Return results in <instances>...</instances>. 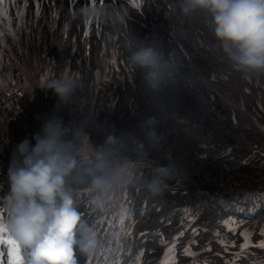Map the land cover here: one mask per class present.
<instances>
[{
	"label": "clouds",
	"instance_id": "clouds-1",
	"mask_svg": "<svg viewBox=\"0 0 264 264\" xmlns=\"http://www.w3.org/2000/svg\"><path fill=\"white\" fill-rule=\"evenodd\" d=\"M180 8L186 17H203L231 67L246 78L264 77V0H181ZM88 14L117 19L114 9H89ZM121 44L147 96V109L134 124L117 128L78 111L65 123L53 114L31 139L16 145L6 226L30 250L28 264H78V253L98 250V234L83 220L75 193L87 189L108 195L131 185L154 198L186 175L182 155H171L172 134L187 140L194 129L175 122L180 83L172 56L154 33L129 30ZM46 88L61 104L75 107L79 84L73 78L50 79ZM149 164L150 176L135 175Z\"/></svg>",
	"mask_w": 264,
	"mask_h": 264
},
{
	"label": "bare ground",
	"instance_id": "bare-ground-1",
	"mask_svg": "<svg viewBox=\"0 0 264 264\" xmlns=\"http://www.w3.org/2000/svg\"><path fill=\"white\" fill-rule=\"evenodd\" d=\"M97 1L105 0H81L83 5L89 3L96 8H103L108 11L113 9L117 13V19L113 21L108 17H100L96 20V23L91 25L95 27L96 32L100 33L95 37L90 36L92 30L89 31V36L84 38L82 36L83 24L85 19H80V14L75 13L73 19H71V26L69 24V18L72 17L71 4H67L66 0H63V6L65 9L58 7V2L55 0H27V5L31 12L36 10V5L39 2L40 9L43 10L44 14H40L38 18L30 14L29 16L23 15L18 20L16 16L18 11L24 8L25 0H11L8 1L12 8L11 15L13 19V31L17 32L19 39L9 40V45L12 50V55L22 56L26 59H30V54L34 56V69L40 73H44L45 69L50 68L52 59L55 57L56 44L62 45L61 51L72 48L76 42L80 45L77 48V56L75 58V79L79 84V92L84 94V99L93 97L100 99L99 95L102 92L114 93L118 89L129 90L125 97V100L121 99L119 102L116 101L118 108H107L105 109H92L87 107L82 109L79 107L80 103L77 100L75 107L71 105H62L61 116L63 120L68 122L74 111L78 112H90L93 113L96 118L100 121L107 122L114 125L117 128L126 127L134 124L140 116H142L147 109V96L143 91L140 83V77L138 72L128 64L126 54L122 47L121 41L123 34L129 30L140 32L143 34H156L160 36V31L168 29L170 34L174 37L172 44L178 42L184 46V50L189 51L190 55L199 61L196 66L191 67V62L188 60V56L177 51L174 48V63L178 68H185V73L182 74L180 83V94L178 99L175 101L177 109L175 112V122L181 127H189L194 129V135L185 139L182 135L173 132L172 144L175 151L171 155L179 153L183 157L184 167L186 168L185 176L192 177H178L169 182V187L165 192L174 189L172 192L163 193V195L156 198L160 199V203L165 204L166 208H160L157 210L159 214L162 210H166L164 216L157 220L163 225H169L171 227L174 223V209L172 205L176 203H183V201H191L198 199L201 191V206L204 208L203 212L207 213L213 207H218L219 197H223L226 194H230L231 189H242L248 188L253 189L264 186V168H247L245 170H225L218 164L212 165L204 161L200 156L202 153L201 148L196 147L195 143L202 139L201 134L204 132L203 128L198 127L199 125H192L181 119V114L192 113L197 116V120L200 121L205 119L208 122V128L215 129L217 132L227 131L225 137L238 141L240 148L236 151L238 157H243L246 152H249L251 145H254L259 141L258 137L250 132H244L247 137L236 136L231 133L229 128L232 122V110L230 107V101L233 102L245 101L250 106H254L253 98L251 99L245 95L239 88L242 77L240 75H233L232 72H238L227 63V58L223 56L225 53L215 45L214 37L212 33L205 27L204 19L200 15L193 17H186L183 15L180 5L181 0L173 2V7L168 4V1H147L149 11L144 12L142 15L133 11L130 7L124 5L122 8L119 6L121 1L111 0L103 2V5H99ZM13 3L14 5H12ZM170 3V2H169ZM19 8L20 10H17ZM95 8V9H96ZM58 15V19L53 17V14ZM67 25V29L65 26ZM78 25V26H77ZM163 26V27H162ZM75 36V37H74ZM76 36H81L79 39ZM99 36V37H98ZM98 37V38H97ZM162 37V36H161ZM105 43H109L115 39L119 42L120 50L125 54L119 57L117 63L119 64V70L117 66H112V69L108 68H95V63L98 61L96 56H101L103 39ZM78 39V40H77ZM89 39L93 43L94 53L92 52L85 60V52L83 45ZM82 48V50H81ZM108 49H106L107 51ZM106 51L104 53L108 57ZM38 52L41 53L42 58H38ZM223 61V63H222ZM222 63V65H221ZM109 64V63H108ZM107 64V65H108ZM223 68L226 77L223 79L224 84L219 86V91L227 96L228 105L222 110L215 108L214 101L208 100L203 93L214 92V86L209 81V74L212 70ZM56 73V72H55ZM104 74V77H102ZM131 77V78H130ZM97 78H99L97 80ZM51 79V78H50ZM49 79V80H50ZM99 82V88H95L94 81ZM2 80L0 78V84ZM230 84V88H225L223 85ZM16 82V86H18ZM223 89H226L223 91ZM236 99L234 98L232 91ZM217 97L219 92H216ZM131 96V97H128ZM133 97V98H132ZM54 98L57 97L51 90L47 88L41 89L36 96L32 97L30 103L47 104ZM105 103L110 106L114 104L104 99ZM119 103V105H118ZM143 107V109H142ZM68 119V120H67ZM66 122V123H67ZM18 122L12 119V126H17ZM13 127L10 128L12 132ZM218 137L222 134L217 135ZM27 137L31 139L33 136L27 134ZM238 137V138H237ZM92 142H97L95 134L92 136ZM35 143V141H32ZM94 143V142H93ZM218 148V147H216ZM210 150L215 148L211 147ZM204 151H208V148ZM7 154L6 150L2 149V142L0 140V169L6 168V172L0 176V208L6 211L5 201L9 191L8 179L9 169L11 163L6 165ZM211 162V161H210ZM152 164L145 166L143 169L145 173L142 176H150ZM135 175L140 176V169L135 172ZM201 180V181H199ZM174 181V182H173ZM205 185V186H203ZM146 192L141 190L138 186H125L117 192L102 195L91 190H81L74 194L76 199L78 210L82 213L83 220L92 226L100 240V245L97 251L107 249L105 256L107 257L113 249L125 250L121 244H137V241L133 237L135 234L124 233L119 228H116L114 223L118 221V213L122 209H125L127 205H132L134 210L137 206L143 205V196ZM223 198H221V201ZM126 210V209H125ZM169 213H168V212ZM128 214L134 220L127 221L131 226L137 230L139 235L142 230L140 226V215ZM156 214H150L152 217ZM210 220V218H209ZM116 228V229H115ZM138 228V229H137ZM151 225L145 232L152 230ZM96 251V252H97ZM95 252V254H96ZM91 255H79L78 261H84L90 258ZM104 255L95 256V263L92 264H106L107 258Z\"/></svg>",
	"mask_w": 264,
	"mask_h": 264
},
{
	"label": "snow or ice",
	"instance_id": "snow-or-ice-1",
	"mask_svg": "<svg viewBox=\"0 0 264 264\" xmlns=\"http://www.w3.org/2000/svg\"><path fill=\"white\" fill-rule=\"evenodd\" d=\"M131 4L133 7L139 9L141 7V4L138 2V0H130ZM4 4V0H0V5ZM24 7H27V0H25V5ZM86 14L88 12V9L85 10ZM40 15V4L39 2L36 5V17L38 18ZM55 15V14H54ZM0 16H3L5 20L8 21V31L11 32V20L8 18L7 11L6 9H0ZM18 17L23 16V11H18L17 13ZM86 23L91 25V20H86ZM65 29H67V25L65 26ZM84 37L87 38L89 36V31H84L83 33ZM0 36H3V32H0ZM2 42V41H0ZM0 56H2V53H0ZM110 63L115 66L117 64V53L114 51L113 55L110 59ZM46 79V77L44 78ZM121 225H123L124 220L121 219L120 221ZM232 230V229H230ZM8 232L6 223L3 221L2 218H0V244H7L9 246L8 249V256L10 257L9 264H20L21 262V246L18 244V242L13 239L12 237H9L5 239L4 233ZM130 234V233H129ZM264 235V233H261ZM182 235V233H181ZM244 244L242 245V249H246L250 246L251 244V239H250V234L244 233ZM256 246L264 248V241L259 242ZM168 252V257L166 258L165 264H175V244L172 246L168 247L167 249ZM185 254L187 255H193L190 249H185ZM143 253H140V256H142ZM233 264H235V261H233Z\"/></svg>",
	"mask_w": 264,
	"mask_h": 264
},
{
	"label": "rangeland",
	"instance_id": "rangeland-1",
	"mask_svg": "<svg viewBox=\"0 0 264 264\" xmlns=\"http://www.w3.org/2000/svg\"><path fill=\"white\" fill-rule=\"evenodd\" d=\"M255 98H256V96H255ZM261 103V105H262V103H263V101H261L260 102ZM239 136H241V134H239ZM240 139V138H239ZM241 140V139H240ZM257 148H260V149H264V145H256L255 146V149H257ZM205 160V159H204ZM206 161V160H205ZM207 163H210V164H212V165H216V164H214L215 162L213 161V162H207ZM217 164H218V162H216Z\"/></svg>",
	"mask_w": 264,
	"mask_h": 264
}]
</instances>
